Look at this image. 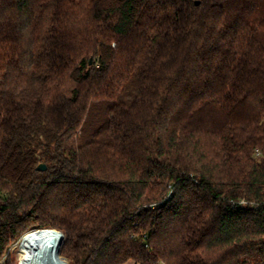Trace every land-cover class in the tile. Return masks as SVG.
Wrapping results in <instances>:
<instances>
[{"label":"trees","instance_id":"obj_1","mask_svg":"<svg viewBox=\"0 0 264 264\" xmlns=\"http://www.w3.org/2000/svg\"><path fill=\"white\" fill-rule=\"evenodd\" d=\"M46 228L68 264H264V0H0V260Z\"/></svg>","mask_w":264,"mask_h":264},{"label":"bare ground","instance_id":"obj_2","mask_svg":"<svg viewBox=\"0 0 264 264\" xmlns=\"http://www.w3.org/2000/svg\"><path fill=\"white\" fill-rule=\"evenodd\" d=\"M62 236L53 230H40L31 239L22 264H66L59 256Z\"/></svg>","mask_w":264,"mask_h":264},{"label":"rangeland","instance_id":"obj_3","mask_svg":"<svg viewBox=\"0 0 264 264\" xmlns=\"http://www.w3.org/2000/svg\"><path fill=\"white\" fill-rule=\"evenodd\" d=\"M30 232H32V230L25 233L15 244L10 246L6 257H4V259L0 260V264H9V263L10 264H22V261H23L22 253H23L24 248H25V240L28 237V234ZM60 248H61V246H60ZM27 251H28V247H27ZM61 259H63L64 261L67 262V260L64 259L62 256H61ZM66 264H68V262Z\"/></svg>","mask_w":264,"mask_h":264},{"label":"water","instance_id":"obj_4","mask_svg":"<svg viewBox=\"0 0 264 264\" xmlns=\"http://www.w3.org/2000/svg\"><path fill=\"white\" fill-rule=\"evenodd\" d=\"M37 169H38L39 171H45V170L47 169V165L44 164V163H41V164L37 167ZM63 239H64V235L62 234V242H63ZM59 256H60V250H59ZM60 257H61V256H60Z\"/></svg>","mask_w":264,"mask_h":264},{"label":"built area","instance_id":"obj_5","mask_svg":"<svg viewBox=\"0 0 264 264\" xmlns=\"http://www.w3.org/2000/svg\"><path fill=\"white\" fill-rule=\"evenodd\" d=\"M35 230H53V231H57L61 234L62 236V233L59 231V230H56V229H49V228H46V229H35ZM33 231V230H32ZM66 262V261H65ZM67 263V262H66Z\"/></svg>","mask_w":264,"mask_h":264},{"label":"crops","instance_id":"obj_6","mask_svg":"<svg viewBox=\"0 0 264 264\" xmlns=\"http://www.w3.org/2000/svg\"><path fill=\"white\" fill-rule=\"evenodd\" d=\"M125 264H138L137 262H135L134 260H129L128 262H126Z\"/></svg>","mask_w":264,"mask_h":264}]
</instances>
